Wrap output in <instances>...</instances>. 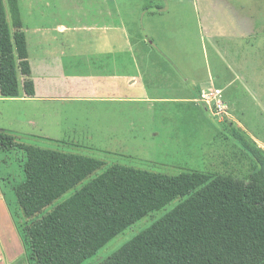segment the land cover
Masks as SVG:
<instances>
[{
    "label": "rangeland",
    "instance_id": "obj_1",
    "mask_svg": "<svg viewBox=\"0 0 264 264\" xmlns=\"http://www.w3.org/2000/svg\"><path fill=\"white\" fill-rule=\"evenodd\" d=\"M19 5L32 69L29 78L19 76L22 97L27 81L36 93L0 99V131L19 143L105 162L43 215L115 165L172 176L251 175L255 162L239 138L264 152V0ZM215 89L226 104L221 116L202 98ZM6 157L13 158L10 192L26 181L27 157L1 149ZM183 201L135 223L83 264H101Z\"/></svg>",
    "mask_w": 264,
    "mask_h": 264
},
{
    "label": "trees",
    "instance_id": "obj_2",
    "mask_svg": "<svg viewBox=\"0 0 264 264\" xmlns=\"http://www.w3.org/2000/svg\"><path fill=\"white\" fill-rule=\"evenodd\" d=\"M8 7L0 0V99H17L19 76L29 78L32 69L19 0H8ZM35 93L25 82V96ZM239 139L255 162L246 179L115 165L43 215L105 162L19 143L0 131L2 150L27 157L26 181L15 192L29 221L25 254L15 264H83L176 199L184 201L101 264H264V152Z\"/></svg>",
    "mask_w": 264,
    "mask_h": 264
},
{
    "label": "crops",
    "instance_id": "obj_3",
    "mask_svg": "<svg viewBox=\"0 0 264 264\" xmlns=\"http://www.w3.org/2000/svg\"><path fill=\"white\" fill-rule=\"evenodd\" d=\"M174 26L175 23L172 25L173 29ZM150 43L153 44V40H151ZM157 50L158 52L162 51L160 49ZM140 68L141 67H138L137 71H139ZM133 79H136L135 76H132L130 80ZM189 86L192 91L199 87L195 81H192ZM24 97L25 96L21 98ZM232 102L236 105L242 103L239 99ZM251 139L255 142L259 140L258 136H252ZM12 167V157H6L5 160L0 158V264H15L25 254L22 231L25 224L29 220L25 218L23 211H21V207L20 209L19 207H15L14 197L10 194V192L16 193V187L14 190L11 188L13 191L9 192L8 190L14 175V172L12 173L9 170Z\"/></svg>",
    "mask_w": 264,
    "mask_h": 264
},
{
    "label": "built area",
    "instance_id": "obj_4",
    "mask_svg": "<svg viewBox=\"0 0 264 264\" xmlns=\"http://www.w3.org/2000/svg\"><path fill=\"white\" fill-rule=\"evenodd\" d=\"M203 101L208 106V104L213 103V107L215 108V112H212L213 115L221 116L223 115L224 109H226V104L224 99L222 98V93L219 89H215V91H211V93L202 95Z\"/></svg>",
    "mask_w": 264,
    "mask_h": 264
}]
</instances>
